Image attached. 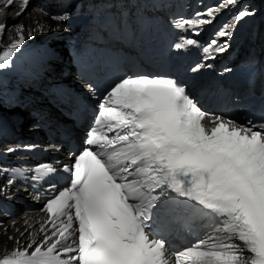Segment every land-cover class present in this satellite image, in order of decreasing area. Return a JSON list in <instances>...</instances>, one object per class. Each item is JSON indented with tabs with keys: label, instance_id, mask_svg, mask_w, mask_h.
I'll return each mask as SVG.
<instances>
[{
	"label": "snow or ice",
	"instance_id": "snow-or-ice-1",
	"mask_svg": "<svg viewBox=\"0 0 264 264\" xmlns=\"http://www.w3.org/2000/svg\"><path fill=\"white\" fill-rule=\"evenodd\" d=\"M30 2L4 0L0 12L13 8L16 19ZM238 4L220 0L215 8L170 23L181 33L198 36L219 11ZM251 15L246 8L239 11L206 45L181 36L173 47L200 48L203 59H215L227 50L234 25ZM51 19L59 24L69 14ZM32 20V25H12V32L6 20L0 22V42L5 37L10 41L2 49L0 74L13 67L14 54L27 39L50 30L40 19ZM123 25L122 18L117 31ZM205 67L211 65L197 63L190 71ZM97 108L95 123L103 118L106 131L90 129L86 147L71 166H63L70 183L42 209L50 214V227L40 226L42 238L13 253L28 255L31 249L36 264H55L61 256L68 264H169L171 257L172 264H264V121L238 123L207 111L171 77H125L99 99ZM56 171L48 168L49 173ZM17 175L23 171L12 169L0 194L11 190ZM192 221L201 222L207 239L214 241L212 248L202 250L206 240L199 239L195 246L172 251L170 229L190 230ZM0 264L20 261L5 255Z\"/></svg>",
	"mask_w": 264,
	"mask_h": 264
},
{
	"label": "bare ground",
	"instance_id": "bare-ground-1",
	"mask_svg": "<svg viewBox=\"0 0 264 264\" xmlns=\"http://www.w3.org/2000/svg\"><path fill=\"white\" fill-rule=\"evenodd\" d=\"M3 3L4 0H0V6H2ZM219 3L220 0H212L210 5L205 7L204 10L210 7L215 8ZM78 5H80V9L76 10ZM240 6L241 4H238L236 8L229 7L223 11L231 10L233 12H237L240 9ZM15 7L17 6H14V8ZM60 7L62 8V13L67 12L69 14V19L58 24V22L52 20L51 17L53 15V11ZM40 9L46 11L48 15H42L39 11ZM92 9V0L87 2L73 0H31L23 16L13 19L12 17L15 15V12L13 8H9L7 12H0V22H4L6 20L9 25L7 31L12 32L11 26L14 24L23 23L28 26L32 25L33 17L40 19L41 23L50 30L37 32L32 38L27 39L22 47H26L30 50H34L37 54H41L42 57L52 65V70L48 75L49 79H68L72 76V69L69 65V57L66 54V44H64V41L67 35L80 31L79 28L82 24V16L84 14H88ZM223 11H219L217 14ZM240 27L241 26L238 24L234 25L232 30L233 35L228 40L227 50L223 53H235V48H240L242 45L244 37ZM7 43H10V41H8L6 37L4 41L0 42V56L3 55L2 49L5 48ZM31 92V95H27L26 93L21 94V98L25 102V110H15L13 117L17 120V134H22V136L26 138L32 137V133L29 132V128L34 126L35 123L32 122V115H34L31 112L32 107L43 106L46 104V100H44L41 96L39 89H33ZM39 138L45 139L43 133L40 134ZM0 185H5V182L1 177ZM9 196L11 197L12 194L9 193ZM34 208L35 209L32 210H22L13 218H10L4 227L0 228V255L5 252L12 251L13 249H23L27 246L29 241H39V239L42 238L40 226L42 224L44 225V215L36 210V207ZM25 220H28L27 226L24 223ZM21 232L24 233L23 236L20 235ZM8 236H13L16 239L8 240ZM16 240H19V244L16 243Z\"/></svg>",
	"mask_w": 264,
	"mask_h": 264
},
{
	"label": "rangeland",
	"instance_id": "rangeland-1",
	"mask_svg": "<svg viewBox=\"0 0 264 264\" xmlns=\"http://www.w3.org/2000/svg\"><path fill=\"white\" fill-rule=\"evenodd\" d=\"M26 112V111H25ZM27 113V112H26ZM28 114V113H27Z\"/></svg>",
	"mask_w": 264,
	"mask_h": 264
}]
</instances>
